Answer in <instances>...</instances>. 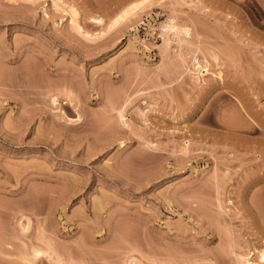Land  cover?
<instances>
[{
  "label": "rangeland",
  "instance_id": "374dc122",
  "mask_svg": "<svg viewBox=\"0 0 264 264\" xmlns=\"http://www.w3.org/2000/svg\"><path fill=\"white\" fill-rule=\"evenodd\" d=\"M242 254L264 264V0H0V264Z\"/></svg>",
  "mask_w": 264,
  "mask_h": 264
},
{
  "label": "bare ground",
  "instance_id": "6f19581e",
  "mask_svg": "<svg viewBox=\"0 0 264 264\" xmlns=\"http://www.w3.org/2000/svg\"><path fill=\"white\" fill-rule=\"evenodd\" d=\"M139 2V1H138ZM136 4V3H135ZM133 6V5H132ZM130 8V7H129ZM127 11H123V14L122 15H124L125 16V13H126ZM74 13V12H73ZM77 14V13H76ZM75 15V14H74ZM119 16V15H118ZM118 18V17H117ZM125 18V17H124ZM116 19V18H115ZM73 21V20H72ZM116 21H117V19H116ZM73 23V22H72ZM74 24V23H73ZM180 26H182V25H180ZM180 26H178L177 25V23L175 24V22H173V18H171V19H169L168 20V22L166 23V25H164V27H165V30L168 32V30H172V31H175L176 32V34L178 33V35H179V33H182V34H184V35H186V36H184V38H186L187 37V35H189V37H190V34H191V31L189 30L190 28L189 27H184V25L182 26V27H180ZM78 27V26H77ZM175 34V33H174ZM175 34V35H176ZM181 34V35H182ZM174 35V36H175ZM179 37H180V35H179ZM182 37V36H181ZM189 37H187L186 39H188ZM182 39V38H181ZM181 39H179V40H181ZM183 40V39H182ZM185 40V39H184ZM187 41V40H186ZM198 63V62H197ZM200 65V64H199ZM198 65V67L196 66V68H198L197 69V72L199 73L200 72V67H201V65L199 66ZM206 67V66H205ZM67 93V92H66ZM63 94H64V90H63ZM69 95V94H68ZM54 96V95H53ZM66 96V95H65ZM53 101L54 100H56V99H52ZM53 103V102H52ZM25 227V226H24ZM40 249H43V248H40ZM40 249H35L34 250V252H33V256L34 257H36V258H38V257H42L44 254H45V252H43L42 250H40ZM260 253V252H259ZM239 255V254H238ZM241 263H244V264H257V263H255V262H253V261H251L250 262V260H249V258H248V256L247 255H241ZM260 258L263 260L264 259V254H262V255H260ZM41 259V258H40Z\"/></svg>",
  "mask_w": 264,
  "mask_h": 264
}]
</instances>
